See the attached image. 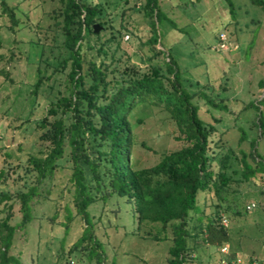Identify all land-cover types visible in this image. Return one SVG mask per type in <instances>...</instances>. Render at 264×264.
<instances>
[{
  "label": "rangeland",
  "instance_id": "obj_1",
  "mask_svg": "<svg viewBox=\"0 0 264 264\" xmlns=\"http://www.w3.org/2000/svg\"><path fill=\"white\" fill-rule=\"evenodd\" d=\"M20 1L10 0L14 5ZM112 1L118 3L116 8H109L114 30L121 23L129 30L120 38L121 46L115 55L122 60L119 64L124 66L131 61L145 66L148 57L154 58L152 62L163 63L170 53L178 61L184 82L191 91L203 89L226 105L227 110L214 108L205 99L196 98L201 117L216 125V138L222 135L237 155L241 148L249 151L247 142L242 145L238 142L241 130H247L250 137L255 134V128L252 132L249 130L256 114L250 103L258 105L264 97L261 84L264 81V10L251 0H159L161 12L155 18L158 48L167 53L157 55L147 44L151 26L142 10L135 6L137 1ZM41 3V0H30L20 4L21 25L15 32L8 29L7 18L0 17V197L2 193L15 196L17 191L28 190L35 183V175L27 173L28 158L32 154L41 155L47 148L40 139L42 131L38 125L49 101L63 89L60 83L66 79L54 74V66L58 65L64 50L61 30L49 17V4L45 5L44 12ZM108 37L109 32L103 35V39ZM110 46L112 51L118 48L117 43ZM90 54L97 55L95 50ZM39 70L41 75L52 78L45 80L38 94H34ZM260 108L264 113V100ZM133 118L136 168L150 167L165 151L185 145L178 138L167 111L143 104L135 110ZM139 119L143 120L139 122ZM259 148L264 156V140ZM69 159L65 157L62 167L37 186L38 194L31 204L33 220L14 233L9 254L16 261L11 259L10 264H167L171 240L143 238L133 206L124 199L106 204L98 202L89 209L94 233L103 244L102 263H98L97 253L91 246L70 252L85 227L74 206ZM10 164L16 170H10ZM230 165L228 172L233 179L230 188L223 192L221 200L214 192L200 193L199 215L205 221L214 218L216 205L222 202L227 208L222 216L228 220L231 251L261 264L264 263V177L260 172L244 180L242 166L235 160ZM6 171L10 175H5ZM15 199L6 202L7 205L14 203L12 225L22 219L21 203ZM6 204L0 205L1 217L6 215ZM235 211L240 214L236 215ZM68 218H72L69 225ZM196 259L191 264H221L223 258L218 247L205 245L197 251Z\"/></svg>",
  "mask_w": 264,
  "mask_h": 264
},
{
  "label": "trees",
  "instance_id": "obj_2",
  "mask_svg": "<svg viewBox=\"0 0 264 264\" xmlns=\"http://www.w3.org/2000/svg\"><path fill=\"white\" fill-rule=\"evenodd\" d=\"M25 1L30 0H21L17 5L11 4L10 0H0V17L7 18L8 29L12 32L21 25L20 4ZM130 1L126 0V3ZM136 1L135 6L142 10L151 26L147 44L157 55H165L167 52L158 48L155 23L161 12L159 0ZM41 2L44 12L45 5L49 4V17L61 30L64 50L58 65L54 66V74L66 76V79L60 83L63 89L49 101L46 114L38 125L42 131L40 139L47 148L41 155L32 154L28 158L27 173L35 175V183L28 190L17 191L15 196L1 194L0 205L14 197L21 203L22 219L17 225L11 224L14 203L6 204L4 217L0 211V264H10L11 259L16 261L9 254L14 233L18 227L33 220L31 204L38 194L37 186L51 178L67 156L72 164L70 181L74 187L76 214L82 218L85 227L70 252L91 246L97 253L98 263L103 262V244L94 233L89 209L98 202L106 204L115 199H124L133 206L143 238L171 240L167 264H191L192 260H197V251L205 245L220 250L230 241L229 229L222 216L227 208L219 202L216 216L205 221L199 215V194L214 192L221 200L233 180L228 172L233 160L242 166L244 180H250L260 172L264 177V156L259 148L264 140V113L260 108L264 97L258 105L250 103L256 114L249 130L252 132L255 128L256 131L250 137L247 130H241L238 144L247 142L250 149L241 148L237 155L222 135L216 138L218 129L201 117V106L196 98L205 99L214 108L227 110L226 105L203 89L191 91L184 82L178 61L170 53L163 63L152 62L154 58L148 57L145 66L131 61L124 66L119 64L122 60L115 55L121 46L120 38L129 30L122 23L114 30L109 8H116L117 2ZM251 2L264 10V0ZM124 14L125 10L122 16ZM26 15L29 17L28 12ZM97 23L104 26L98 33L94 31ZM108 32L109 37L103 39ZM113 43L118 44L115 51L110 48ZM94 50L97 55L90 54ZM39 73L34 94H38L45 80L52 78L41 75L40 70ZM261 84L263 87L264 81ZM143 104L167 111L179 133L178 138L184 140L185 145L165 151L150 167L136 168L133 163L137 141L133 116ZM9 167L10 170L17 168L11 164ZM4 174L10 175L9 171ZM234 213L238 215L240 211ZM71 220L68 218L66 223L69 225ZM231 256H236L235 251Z\"/></svg>",
  "mask_w": 264,
  "mask_h": 264
},
{
  "label": "built area",
  "instance_id": "obj_3",
  "mask_svg": "<svg viewBox=\"0 0 264 264\" xmlns=\"http://www.w3.org/2000/svg\"><path fill=\"white\" fill-rule=\"evenodd\" d=\"M224 225L228 226V220L226 217L223 218ZM220 252L222 253V261L221 264H254L251 261H247L240 255H236L235 257H232V251L229 244H225L220 248ZM75 264V263H73Z\"/></svg>",
  "mask_w": 264,
  "mask_h": 264
},
{
  "label": "water",
  "instance_id": "obj_4",
  "mask_svg": "<svg viewBox=\"0 0 264 264\" xmlns=\"http://www.w3.org/2000/svg\"><path fill=\"white\" fill-rule=\"evenodd\" d=\"M101 27H102V26H101L100 24H98V23L95 24V25H94V31H95L96 33H98V32L100 31Z\"/></svg>",
  "mask_w": 264,
  "mask_h": 264
}]
</instances>
